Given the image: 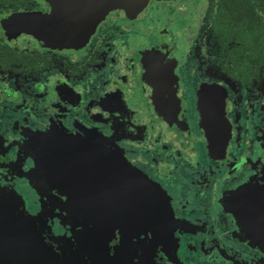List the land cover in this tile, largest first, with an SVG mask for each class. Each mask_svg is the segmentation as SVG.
Returning a JSON list of instances; mask_svg holds the SVG:
<instances>
[{
	"label": "flooded vegetation",
	"instance_id": "obj_1",
	"mask_svg": "<svg viewBox=\"0 0 264 264\" xmlns=\"http://www.w3.org/2000/svg\"><path fill=\"white\" fill-rule=\"evenodd\" d=\"M79 3L0 0V264L48 257L14 191L54 206L61 264H134V226L83 228L75 204L134 223L140 177L169 198L182 264H264V0L110 6L63 44L47 17Z\"/></svg>",
	"mask_w": 264,
	"mask_h": 264
},
{
	"label": "water",
	"instance_id": "obj_2",
	"mask_svg": "<svg viewBox=\"0 0 264 264\" xmlns=\"http://www.w3.org/2000/svg\"><path fill=\"white\" fill-rule=\"evenodd\" d=\"M150 0H80L79 11H63L58 6H55L52 13L47 19L56 26L62 25L65 27V32H60L56 35L55 39L61 41L63 44L76 43L84 41L87 36L94 30L95 25L103 17L107 7H136L141 8ZM46 19V20H47ZM71 27V34L66 31ZM76 29L78 33L76 36L73 30ZM42 155L40 154L39 161L42 165ZM40 169V166H38ZM140 182L144 183L146 195L141 207H144V216H141L138 221L132 222L129 218H124L122 213H109L107 205H95L91 202L75 204V212L81 221L83 228H100L102 230H110L124 227V229L135 228V235L129 233L121 234L123 238L124 249L127 245L134 246L136 251V259L134 264H182L177 257L178 240L174 236V230L180 225L176 219L172 208L169 203V198L165 192L158 186H154L147 178H139ZM5 196V195H3ZM7 196V195H6ZM7 197L11 198V206L17 213L22 214L21 218L17 220H24L36 228L39 221L43 222V237L48 236L49 241L45 253L48 255L43 261L34 264H61L59 258V250L63 246L62 238L55 237L51 231V226L47 225V220L51 219L52 212L54 213V206L47 208L45 205L41 206L40 211L36 215L29 214L24 205L23 198L16 192H12ZM15 200V202H14ZM9 207V205H8ZM15 208V209H14ZM5 211V210H4ZM9 212V211H7ZM57 217V216H55ZM91 225V226H90ZM41 236V234H38ZM141 236H143L141 238ZM77 237H75L76 239ZM63 249V248H62ZM131 248H128L130 250ZM26 253H21L17 249L18 261L22 263L32 261ZM22 256V260L19 259ZM25 259V260H24ZM130 259V261H133ZM128 261V260H127ZM33 263V262H32ZM24 264V263H23ZM129 264V263H126Z\"/></svg>",
	"mask_w": 264,
	"mask_h": 264
}]
</instances>
